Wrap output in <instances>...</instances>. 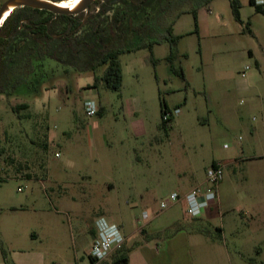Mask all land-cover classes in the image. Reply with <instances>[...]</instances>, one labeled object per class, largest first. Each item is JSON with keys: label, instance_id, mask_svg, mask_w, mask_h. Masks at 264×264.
<instances>
[{"label": "rangeland", "instance_id": "374dc122", "mask_svg": "<svg viewBox=\"0 0 264 264\" xmlns=\"http://www.w3.org/2000/svg\"><path fill=\"white\" fill-rule=\"evenodd\" d=\"M9 1L0 0V9ZM203 3H185L170 12L173 7L165 15L167 25L177 16L171 35L166 25L159 30L162 18L154 21L159 41L152 50L156 66L148 49L120 57L119 92L101 87L100 96L92 97L87 89L92 72L47 59L37 91L24 88L9 100L0 96V149L16 166L28 168L24 175L38 179L10 175L4 182L8 165L0 155V264H5L2 250L12 263L15 253L25 252L43 253L48 264H75L63 258L73 252L80 230L93 226L99 208L105 210L107 221L124 226L130 242L146 240L144 229L171 230L174 222L187 217L185 205L162 211L160 204L176 191L180 165L197 168L205 178V168L214 162L225 166L226 196L240 194L233 204L259 206L257 221L249 225L256 215H249L248 209L236 211L225 239L217 238L215 244L194 240L191 248L179 244V255L167 258L161 253L153 264H264V160H249L264 156V7L257 12L252 0H240L237 22L228 0ZM192 7L197 32L192 14H180ZM149 38L147 33L142 40ZM86 98L102 106L104 113L87 117ZM134 101L142 105L133 114L145 124V136H137L133 114L126 112ZM161 102L168 111L181 110L169 124L161 121ZM25 103L30 108L18 119L11 108ZM45 134L46 153L29 141L41 144ZM109 182L115 187L112 191L106 186ZM49 189L61 191L68 204L62 206ZM145 212L148 220L142 218ZM155 243L147 244V256L153 259L156 251H163ZM81 257L77 264H91L82 251Z\"/></svg>", "mask_w": 264, "mask_h": 264}, {"label": "trees", "instance_id": "16d2710c", "mask_svg": "<svg viewBox=\"0 0 264 264\" xmlns=\"http://www.w3.org/2000/svg\"><path fill=\"white\" fill-rule=\"evenodd\" d=\"M211 1L213 0H144L143 1L145 2V7L143 9L144 16L140 19H137L136 15L132 16L127 11H121L120 16L117 20V24L119 23L120 29H123V27L125 28V34L123 36L117 35L118 31H116V29H112L107 34V36L106 35L104 36L103 45L99 46V51H91L89 50L88 47L86 48L82 47L80 51L81 53H77V54H75V52L70 48L61 53L57 49H52L50 50V52L44 53L41 47V42L40 43L37 42V40L39 39L41 40L42 37L40 36L38 38H34L33 47L27 50H22L20 48H17L16 52H14V54H12V56L9 58V62L11 63L6 69V76L4 77V80L2 82V90L0 92V96L3 95L6 97V99L9 100L15 94H19L24 88L37 91L38 86L40 85L41 82L40 78H38L40 75L39 73L40 71H42L43 63L47 58L56 59L64 64H67L68 66L76 67V69L81 72H92L94 75V84L92 86H88L87 87L88 90L99 89L102 87L107 90H111L113 92H119L123 80V70H122V65L120 63V57L122 55L131 52H138L143 49H148L151 52V61L153 65L156 66L158 63V61L153 58V54H152L153 53L152 50L154 46L157 43H159V41L155 39L156 37L154 36L155 31L152 27L154 21L156 22L158 19L162 18L163 22L160 24L159 30H162L164 28L162 26L166 25L167 26L166 31L168 35H171L172 34L171 31L177 16L173 20L172 24L167 25V23L165 22L166 14L172 12L175 8L179 7L180 5H184L185 3H187L188 6L189 3L196 4V3L204 2L205 4H208ZM228 1L230 2L232 13L236 21L241 22L240 0H228ZM252 3L254 4V0H252ZM256 10L257 12H263V8L261 7H256ZM182 13L192 14L195 20V28L197 32L198 19H197V12L195 10V7H192V9H188L185 12L184 11L180 12V14ZM139 25L140 27H138ZM126 30H128L127 33ZM147 33L148 36H150V38L148 42L144 43L142 39L145 38ZM117 39H119L118 46L115 47L114 44L110 45L111 43L115 42ZM171 42L172 44L174 43L173 38H171ZM61 44L68 46L69 42L63 40ZM90 44L91 42L88 43V45ZM76 55H78V57ZM81 55H84V59L81 57ZM172 55H173V47L171 46V53L170 56L167 58V61L169 63H172V59H173ZM99 69H104L102 74H96V72L99 71ZM29 108L30 106L27 103H25L22 105L14 106L11 108V110L12 113L18 117V119H24L20 116V114L22 113V111L28 110ZM167 111L168 110L164 107L163 102H161L162 116ZM25 118L30 119V116L28 115ZM163 125H165L164 122ZM37 128L38 125L35 124L34 130L36 132L39 131L37 130ZM43 130L48 132L47 126L45 127V129L43 128ZM47 136L45 134V137H42L44 139H43V143L41 144L35 143L34 140H29L30 144L35 148L41 150L42 152L46 153L48 150V144L46 141L47 139L45 138H47ZM0 155L3 158L2 162L8 165V169H7L8 175L7 178L3 180L4 182L8 179V177H10V175H16L23 179L26 178V180L33 179L31 175L23 174L25 170H28V168L27 167L25 168L23 166H22L23 168L21 166H16L15 160L10 157V154L7 153L6 150L0 149ZM214 164L215 163H213V165ZM10 168H12V170L14 171L13 173H11ZM196 222L198 223L200 221L197 220ZM174 228H172L171 230H165L164 232L157 234L156 238L163 237L165 239H171L178 233L185 230V224H183L182 222L177 223L176 225H174ZM151 239L150 237H147L146 240L149 241ZM130 252L131 250L126 248V246H124L122 250L118 251L113 255L112 264H129ZM2 254L4 257L5 264H14L8 260L7 254L4 250H2ZM92 263L95 264L93 260Z\"/></svg>", "mask_w": 264, "mask_h": 264}, {"label": "crops", "instance_id": "0c3cea01", "mask_svg": "<svg viewBox=\"0 0 264 264\" xmlns=\"http://www.w3.org/2000/svg\"><path fill=\"white\" fill-rule=\"evenodd\" d=\"M168 58V57H167ZM166 58V59H167ZM94 84V78H93V82L92 84H89L87 86H92ZM242 90L247 91L248 87H244ZM90 93H88L90 96L95 97V95H97V97L100 96L99 94V90L98 89H89L88 90ZM87 100L89 98H86ZM86 99L84 101H86ZM84 104V103H83ZM141 103L134 101L133 103H128L127 107H126V112L129 115H132L133 113L135 114L136 112L140 111L141 109ZM179 109V108H178ZM104 113V109L102 106H100L99 108V115H102ZM97 114V115H98ZM132 115V118L134 119L133 122L135 123V125H137V136H145L146 135V127L145 124H143V122L139 119L136 118L137 116ZM161 121H162V113H161ZM92 134V132H91ZM93 145V144H92ZM108 146V145H105ZM226 148H228V146H225ZM249 160H254V161H263L264 160V156H257V157H253L250 158ZM214 163H218V162H214ZM213 165V164H212ZM211 165V166H212ZM210 166V167H211ZM205 168V178H202L201 173L199 170H197V168H194V170H191L190 168H185L182 169L181 165H180V169L177 173V188L176 191L177 193H179L180 195L184 196L188 193H190L191 191H193L194 189H196L197 187H201L205 185L206 183V172L207 170L210 168ZM196 171V172H194ZM257 178L262 179L263 175H258ZM84 177H81V180H84ZM31 180H38V179H31ZM247 180V178H246ZM225 180L223 178V181L221 182L220 186L217 189V194H218V198L217 201L214 202L211 207L203 214V216L201 218H190L185 211V214L187 217H183L182 220H179L177 222H174V224H172L171 227H173L174 225H176L177 223H184L185 224V230L178 233L177 235H175L173 238L171 239H165L163 237L161 238H156V234L162 233L165 230H167V228H163V230H160L158 232H152V231H147L146 229H144L145 234L150 237L151 240H145L143 239V242H130V238L128 237L126 230L124 228L123 225L121 224H117L116 222H112L117 224L123 234L124 237L126 238V242H125V246L127 248V246L129 245V249L131 250L130 252V261L129 264H135V258L139 259V261H141L142 264H153V261H156L158 259V257H161V253L166 254L167 258H172L173 256L179 255L180 251V247L179 244L181 245H186L187 248H191L193 246V241L194 240H201L203 241L205 244H207L208 242L215 244L214 240L219 238L220 240L225 239L226 237V229L227 227L230 225V221H235V217H234V212L236 211H241L242 209H248L249 212H247L249 215H256L255 217L252 218V220L249 222V225L253 223H255L257 221V218L259 217V206L256 205H252V206H242V205H237V204H233L232 202H235L237 198L238 201H240L238 199L240 197L239 195H236V192L234 193V196L232 198V196H226L225 194ZM61 185L60 183L57 184V186ZM76 185V184H74ZM108 187V189L110 191L114 190V185L112 183H108L106 185ZM19 190V189H18ZM49 192L52 194H57L59 196V200L62 203V206H65L68 204V200L66 199V197H62V193L61 191H56L55 189H49ZM22 193V192H21ZM86 196H88V194H86ZM74 202L75 200L72 199ZM179 204H183L185 205L184 202H181ZM246 207V208H243ZM185 208V206H184ZM12 212H17V208L15 207H11L10 208ZM98 212H100L99 214H96L94 217V223L93 226L91 227H85L84 229H81L80 232L78 233L79 235L77 236L76 241H74L73 243V252L72 253H66V256L63 258L64 260H71L74 259L75 264H77L78 260L82 261L83 257H81V251L87 256L88 260L90 261L91 264L92 263V259H90L89 257V252L92 246V243L94 241V239L96 238V221L99 218H105L107 217L104 213L105 210H102V208L98 209ZM247 214V215H248ZM106 219V218H105ZM110 219H112L110 217ZM200 221V222H196V221ZM195 221V222H194ZM197 227H196V226ZM248 225V226H249ZM201 228V229H200ZM203 228V229H202ZM201 230V231H200ZM145 235V236H146ZM33 237L37 238L38 234L33 233ZM151 242H156L157 246H163V251L158 253V251H156V257L155 259L150 258L147 256V253L150 251L148 249V243ZM155 243V244H156ZM137 244V245H135ZM143 244H145L144 246H142ZM133 245H135V247H133ZM141 245V246H139ZM149 250V251H148ZM157 250V249H156ZM159 255V256H158ZM135 257V258H134ZM134 258V259H133ZM13 262L14 264H48L47 263V259L46 256L43 253H25V252H20V253H15L13 255ZM55 264V263H53ZM71 264V263H70ZM106 264V263H103ZM156 264V263H154Z\"/></svg>", "mask_w": 264, "mask_h": 264}, {"label": "flooded vegetation", "instance_id": "af4514ba", "mask_svg": "<svg viewBox=\"0 0 264 264\" xmlns=\"http://www.w3.org/2000/svg\"><path fill=\"white\" fill-rule=\"evenodd\" d=\"M46 1L62 2L61 0ZM143 1L93 0L84 11L67 16L55 15L45 10L30 7L21 6L13 9L10 17L2 20L0 24L1 85L6 76V69L11 63L9 58L16 52L17 48L27 50L33 47L34 38L41 36V40L39 39L37 42H41L44 53H48L52 49H57L61 53L70 48L77 54L81 53L82 47H88L91 51H99V46L103 45L104 36H107L112 29L118 31L117 35L123 36L125 34V28L120 29L119 23L117 24L121 11H127L132 16L136 15L137 19L144 16L145 2ZM127 32L128 30H126ZM63 40L69 42V45L61 44ZM90 42L91 44L88 45ZM118 42L119 39L110 45L114 44L116 47ZM76 56L78 57V55ZM47 59L60 62L52 58ZM73 68L76 69V67Z\"/></svg>", "mask_w": 264, "mask_h": 264}, {"label": "built area", "instance_id": "2783aa9c", "mask_svg": "<svg viewBox=\"0 0 264 264\" xmlns=\"http://www.w3.org/2000/svg\"><path fill=\"white\" fill-rule=\"evenodd\" d=\"M256 7H264V0H254ZM250 67L247 66L242 71V78L246 79L247 72ZM84 111L87 117L92 118L99 112L97 103L94 100L88 99L83 104ZM181 114L180 109L174 111H167L162 116V121L169 124L173 119ZM225 166L221 163H215L206 172V183L201 187H197L190 193L182 196L177 192L169 194L165 201H162L160 208L162 211L169 210L173 206L184 202L186 214L190 218H201L203 214L217 201V189L224 178ZM19 193L23 192L19 188ZM158 216V215H157ZM143 220H148L150 215L145 212L142 216ZM96 238L94 239L89 257L95 264L109 263L112 264V257L115 253L122 250L125 246L126 238L121 228L105 218H99L96 221Z\"/></svg>", "mask_w": 264, "mask_h": 264}, {"label": "water", "instance_id": "95a60500", "mask_svg": "<svg viewBox=\"0 0 264 264\" xmlns=\"http://www.w3.org/2000/svg\"><path fill=\"white\" fill-rule=\"evenodd\" d=\"M93 0H83L80 5L73 11L62 9L54 3L46 0H10L0 9V24L7 10L17 7H30L38 10H45L55 15H71L84 11Z\"/></svg>", "mask_w": 264, "mask_h": 264}, {"label": "bare ground", "instance_id": "6f19581e", "mask_svg": "<svg viewBox=\"0 0 264 264\" xmlns=\"http://www.w3.org/2000/svg\"><path fill=\"white\" fill-rule=\"evenodd\" d=\"M82 2V0H71L70 2H64V3H54L55 5H57L58 7L62 8V9H67V10H75L80 3ZM13 9H9L7 10V12L5 13L3 20H6L10 17L11 13H12Z\"/></svg>", "mask_w": 264, "mask_h": 264}]
</instances>
